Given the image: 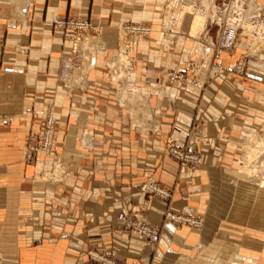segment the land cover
Returning <instances> with one entry per match:
<instances>
[{
	"label": "crops",
	"instance_id": "obj_1",
	"mask_svg": "<svg viewBox=\"0 0 264 264\" xmlns=\"http://www.w3.org/2000/svg\"><path fill=\"white\" fill-rule=\"evenodd\" d=\"M148 7L133 0H0V264H90L81 250L89 247L133 264H264V216L257 191L239 172L236 133L214 134L205 142L195 138L191 147L201 152L204 163L188 176L179 175L176 164L163 155V146L169 136L185 143L192 123L185 107L177 109L179 118L160 120V134L151 136L152 145L145 149L128 119L111 117L117 105L106 86V71L93 69L87 91L67 96L60 66L70 42L54 28V19L89 15L100 24L105 46L97 53L95 65L100 66L116 48L117 21L136 13L158 14ZM148 22L152 40L136 42L140 52H133L137 67L131 75L144 78L143 84L157 81L164 59L149 49L161 45L157 22ZM176 44L175 54L184 40L179 37ZM215 91L212 86L204 91L202 111ZM172 93L179 95L178 90ZM219 93L225 98L224 86ZM127 95L122 92L121 102ZM167 101L162 99V109ZM49 109L57 115L56 148L26 160L28 138L40 129ZM107 111L110 117L104 116ZM202 111L199 116L206 117ZM228 117L225 124L238 128L264 125L260 118ZM207 120V128L217 131L220 123ZM172 127L182 135L172 133ZM86 130L91 131L89 149L82 144ZM144 172L174 191L171 212L203 214L199 230L165 223L164 245L152 259L136 239L123 249L112 244L119 236L118 213L135 203L149 206L143 217L160 224L163 203L137 191L146 181Z\"/></svg>",
	"mask_w": 264,
	"mask_h": 264
},
{
	"label": "rangeland",
	"instance_id": "obj_2",
	"mask_svg": "<svg viewBox=\"0 0 264 264\" xmlns=\"http://www.w3.org/2000/svg\"><path fill=\"white\" fill-rule=\"evenodd\" d=\"M121 1L123 2L124 0ZM133 1L136 5H141V7L143 5L149 6L148 8L154 7L157 9L158 14L155 13L153 15V12L151 13L149 11V14L145 12L141 15L136 13L132 17H123L119 19L115 25L116 48L114 52L109 54V57L102 60L101 67L97 64L95 65L97 53L105 48L104 42L101 38L102 29L100 24H94L89 15L64 14L57 16L54 19V28L62 32L64 38L68 41L69 38L76 35L78 33L77 31H79V29L72 28L68 23L78 18H83L89 23L88 28L81 30L82 32L80 31L79 33L94 35V37L89 36L87 39L81 40L76 45V48H83H81L83 50V60L78 57L76 51L72 50V52L69 51L71 53L70 59L67 60V57H65V59L63 58V61H61L62 63L60 67L63 69L66 76L64 78V88L67 91L68 98H70L72 93L77 90L71 88L68 91L66 87L80 84L86 71V87L84 92L87 91L91 84L88 76L93 69L106 71V86L108 88L111 87L112 98L116 101L115 105H117V109L112 110V116L109 115V111L104 113V116L128 119L130 121L129 127L132 126L137 135H140V140H142L145 149H148L147 146L150 142L151 136L160 134V120L167 117H178L177 109L180 108L181 110L185 107L184 111L186 110L192 118V123L190 124L187 136L185 137V143L183 145L179 144L169 136L163 146V155H165L169 161L176 164L178 171L177 174L179 175L182 174L188 176L191 172L198 170L204 163L201 152L195 147L192 148L195 138H200L201 142H205L208 137L212 138L213 136L215 138L216 136L214 134L224 136L228 133H236L239 137L238 148L240 152L237 155L238 165L240 166L239 172L242 177H244L243 181L250 185L253 188L252 190L257 191L256 195L259 196L260 199L256 198V200L259 202L261 214L264 216V185L262 184L264 180V125L259 124L258 126H252L245 129L240 127L242 128L240 129L230 123L225 124V120L229 118L228 114L231 118L235 119H251L254 121L256 118H260L264 124V0H257L258 3H256L255 7H259V9L254 10L252 13V27L244 29V31L242 28H239L238 39L235 46L230 50L220 52L218 57L216 49H214L212 43L209 42L212 41L215 46V40L219 30L218 26L210 23L209 15L211 12L205 11V9H208L207 7L210 6L209 0H149L148 3H146V0ZM242 2L245 1L243 0ZM214 3L215 6H219L221 0H215ZM225 4L229 5L230 8L225 15L229 18H237V14H239V9L242 4L241 0H225ZM121 6L124 8L125 2ZM169 11L172 13L170 17L175 15L174 17L176 18L174 27L172 25L168 26ZM175 11H179L178 16H182L180 24H178L179 20L177 19V13H174ZM150 13L153 16H150ZM198 16L204 17L206 19V24L201 35L196 37L191 35V32L195 18ZM146 17L150 18L148 19ZM148 21L157 22L159 26L157 31V42L161 45L160 48H157L153 44L152 46L154 47H150L149 49L152 50L154 48L153 50L157 53L159 52L160 56L164 59L160 62L161 67L158 68L159 76L157 81L149 83L145 80V83L143 84L142 82H144V78H131L132 73H134L135 68L137 67L136 58L133 56V52L140 50L139 48L136 49V42H151L152 28L151 34L148 37H138L137 35L122 33L119 26L121 23L126 22H140L151 27V24ZM162 22L168 26L164 35H162L160 31V27L163 24ZM167 34L170 37H167ZM179 37L184 40V44L182 45V49L180 48L175 54V49L179 48L176 44ZM96 40H98V42L100 41V46H97L95 42ZM120 40L125 41V44H121ZM155 42L156 41L153 40V43ZM85 45H87L86 48L84 47ZM208 47H212L211 49L213 50L212 56L209 59L205 57L206 53L202 56V50L205 51ZM197 48L201 49V55L198 54L199 52L195 53V51L197 52ZM94 50L96 51L95 58ZM123 58H126L128 63L122 61ZM218 60L222 62V67L220 69L216 65ZM71 71H73V74H71ZM170 74L172 76H169ZM174 75H181V79H176L173 77ZM211 86L214 87L216 91L213 94V97H211L208 106L202 111L201 106L202 99L205 96L204 91ZM222 86L225 87V98L219 93ZM194 89H198L201 93L194 94L192 91ZM173 90L175 92L178 90L179 95L173 94ZM124 91L128 95L125 101L121 102L119 96L122 97V92ZM183 98H185V101ZM162 99L168 100L164 109L160 107ZM210 108L211 110H209ZM50 110L54 113L52 109ZM200 111L207 115L209 120L214 122L218 121V123H220L218 124L217 131L211 132L207 128V116L203 118L200 117ZM54 116L56 117L57 115L54 113ZM135 120L139 121L140 124L133 125V121ZM88 132L91 131L86 130V133ZM172 133L182 135V131L176 127H172ZM90 138L91 137L87 139L86 137V141L82 140V144L87 149H89L88 146L91 144ZM257 142L261 145L257 157H253L252 160L248 159V157H246V152L249 151V149H252L254 143ZM258 143L255 144V146H259ZM222 145L225 147L227 144L224 143ZM232 146L236 148L235 144H232ZM171 147H175L178 151L186 154H200L202 158L201 165L193 171L180 173V163L172 156L170 152ZM247 147L249 148L247 149ZM142 176L146 181L141 182L137 186L138 193L141 194L142 197L145 196L151 198L152 201H160L165 207V212H163L162 217H160V224L152 223L143 217V213L149 210V206L145 204L135 203L122 211L129 215H134L135 219H142L150 225L160 229L161 243L160 245L157 244L154 246L153 249L155 254L156 251L161 249L160 247L164 245L162 233L164 231L165 223L185 229L191 228L199 230L202 228L203 214L188 210L171 212L170 207L173 202L174 191L160 185L156 179H152L153 174L151 172H144ZM228 181L230 182L231 180ZM152 183L160 185L161 188L170 191L171 197L164 200L156 195V193H152L143 188L145 184L149 185ZM169 213L176 218L179 217L184 220L192 217V221L195 223L190 224L179 219H169V216H167ZM262 223H264V221ZM138 243L140 244L139 241ZM116 247L118 249L124 248H121L120 245L119 247ZM81 250H85L87 255V251L98 249ZM146 251L148 250L146 249ZM99 252L105 253L103 251ZM155 254L153 253L154 256Z\"/></svg>",
	"mask_w": 264,
	"mask_h": 264
},
{
	"label": "built area",
	"instance_id": "obj_3",
	"mask_svg": "<svg viewBox=\"0 0 264 264\" xmlns=\"http://www.w3.org/2000/svg\"><path fill=\"white\" fill-rule=\"evenodd\" d=\"M210 1V7L208 9H205L207 12H211L209 15L210 23L215 24L218 26V35L216 37L215 46L212 41H209L212 43V47L216 49V54L218 57V54L225 50L232 49L238 39V29L242 28L244 31V25L248 24L252 27V13L254 10H258L259 7H255L257 0H244L245 2H242L241 0V8L239 9V14H237V18H229L225 15L229 11V5L225 4V0H221V3L219 6H215V0H209ZM164 18V17H163ZM175 17H170L169 15V25L168 26H175ZM163 20V19H162ZM164 21V20H163ZM246 21V22H244ZM162 26L160 27L161 34L164 35L166 32V24L162 22ZM68 24L71 25L72 28L79 29L77 31L78 33L76 35H73V37L69 38L70 42V51H76L78 53V57L82 58V52L83 50L81 48H76L77 43H79L83 39H87L89 36L94 35H87L79 33L81 30H85L88 28L89 23L87 20L83 18H78L76 20H73L69 22ZM165 24V25H164ZM61 26V25H60ZM122 33L130 34V35H137L138 37H148L150 35L151 27L147 24L140 23V22H132V23H121L119 26ZM82 32V31H81ZM167 37H170L167 34ZM211 47V48H212ZM210 49V56H212V49ZM205 56H207L208 52H205ZM70 52L67 56V60L70 59ZM96 51L94 50V58H95ZM93 65V64H92ZM91 65V66H92ZM216 65L220 69L222 67V62L217 61ZM74 70V69H73ZM71 74H73V71H71ZM86 75L87 71L84 75V80H81V84L76 85H70V87H66L69 91L71 88H74L79 91H84L86 85ZM71 76V75H70ZM169 76H172L171 74ZM176 79H181V75H174ZM6 124H9V121H5ZM57 123V117L54 116V113L49 109L45 113L44 118L41 121L40 129L29 136L28 142H27V158L26 160H32L34 153H42L44 155H49L53 152V150L56 148L55 143V126ZM86 137H91V132L84 133L83 140L86 141ZM91 145V144H90ZM90 145L88 148H90ZM170 152L172 156L180 163L179 170L180 173H184L186 171H193L195 170L199 165H201L202 158L201 155L198 153L193 154H186L182 153L181 151H178L175 147H171ZM144 189L149 190L150 192L156 193L159 197H161L164 200H167V198H170V191H167L165 188H161L160 185H156L155 183L152 184H145ZM142 188V189H143ZM189 213V212H188ZM169 216V219H175V220H182L186 223L194 224L195 222L192 221V217H189L190 219L184 220L183 218L174 217L171 213L167 214ZM195 220V219H194ZM116 221L120 223V228L118 230V237L112 239V244L122 248L126 245L130 244V241L132 239H136L140 242V247L142 252H145L146 249L149 251V254L151 258L154 257V246L160 245L161 243V232L158 227H155L153 225H150L148 222L142 220V219H135L134 215H129L128 213L122 211L119 212ZM87 249H96L95 247H89ZM156 251V250H155ZM157 252V251H156ZM87 257L89 258L90 264H133L129 262H121L118 259H116L113 255L110 253H101L98 250H89L87 251Z\"/></svg>",
	"mask_w": 264,
	"mask_h": 264
},
{
	"label": "bare ground",
	"instance_id": "obj_4",
	"mask_svg": "<svg viewBox=\"0 0 264 264\" xmlns=\"http://www.w3.org/2000/svg\"><path fill=\"white\" fill-rule=\"evenodd\" d=\"M23 1V0H22ZM18 2V1H17ZM20 2V1H19ZM209 3H210V1H209ZM180 4V3H179ZM178 7H180V6H178ZM210 7V6H209ZM209 7H207V8H209ZM178 9V8H177ZM171 11H172V9H171ZM174 13H177V19L179 20L178 21V24H180V22L182 21V16H178V14H179V11H175ZM169 15H172V13H170V11H169ZM174 15V14H173ZM175 16V15H174ZM180 17V18H179ZM244 22H246V21H244ZM205 24H206V19L204 18V17H196L195 18V21H194V23H193V26H192V32H191V35H193V36H196V37H199L200 35H201V33H202V30L205 28ZM244 29H249L251 26L250 25H248V24H245L244 26ZM150 34H151V31H150ZM120 42H121V44L122 43H124L125 44V41H123V40H120ZM97 44V46H98V43H96ZM77 47V46H76ZM85 48L87 47V45H85L84 46ZM82 48V47H81ZM84 48V49H85ZM83 49V48H82ZM208 52V54H207V56H205L207 59H209V56H210V49L208 48V49H206L205 51H203L202 50V56H204V53L205 52ZM199 52V53H198ZM121 53V52H120ZM195 53H198V54H200L201 55V49H198L197 48V52L195 51ZM201 56V57H202ZM124 57V56H123ZM82 60H83V56H82ZM122 61H126L127 62V59L126 58H123L122 59ZM199 61V60H198ZM128 63V62H127ZM83 66V65H82ZM85 78V77H84ZM84 78H82V80H84ZM82 83V81L80 82V84ZM86 85V83L84 84V86ZM135 122V121H134ZM88 139V138H87ZM258 143V142H257ZM257 143H254V146H253V148L252 149H249V151H247L246 153V157H248V159H251L252 160V158L253 157H257V154H258V152H259V149L261 148V145L258 143V145L259 146H255V144H257ZM253 144V143H252ZM84 146V145H83ZM250 147V146H249ZM249 147H247V149L249 148ZM260 147V148H259ZM246 161H248V160H246ZM249 162V161H248ZM262 184L264 185V180H263V182H262Z\"/></svg>",
	"mask_w": 264,
	"mask_h": 264
}]
</instances>
